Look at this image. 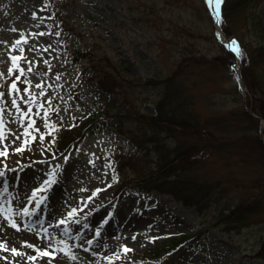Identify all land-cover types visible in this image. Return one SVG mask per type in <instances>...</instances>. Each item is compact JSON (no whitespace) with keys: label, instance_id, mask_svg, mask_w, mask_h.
<instances>
[{"label":"rangeland","instance_id":"1","mask_svg":"<svg viewBox=\"0 0 264 264\" xmlns=\"http://www.w3.org/2000/svg\"><path fill=\"white\" fill-rule=\"evenodd\" d=\"M201 1L0 0V72L9 75V52H19V48L9 45L19 36H26L27 42L22 41L20 45L23 55L37 63L33 66L21 59V67H32V71H25L17 85L21 90L27 86L31 92L39 93L41 89L35 85L44 82L45 96H51V107L59 110L52 111L49 119L62 125L63 137L68 143L78 139L74 133L79 135L82 131L79 124L83 127L86 119L121 113L129 104L149 116L154 111L158 88L147 80L158 79L173 69L180 50H188L192 43V50L196 47L201 56L219 53L211 40L212 23L203 12ZM33 12L37 14L35 17ZM253 13L264 28V0H260ZM243 20L238 34L245 39L247 48L253 49L257 42L249 32L253 28H247ZM41 32L44 34L39 35ZM37 45V50H30ZM47 45L51 47L44 52ZM66 50L82 56L71 64ZM44 59L48 65L40 62ZM110 62L117 67L114 74L121 79L120 87L111 93L103 91L104 94L92 90L100 67ZM18 74L14 69L11 78ZM25 80L32 83L25 85ZM8 83L0 80V91L6 97L0 102V109H3L6 128L11 130L0 143V149L4 144L8 146L7 156H0V171L4 172L0 177V245H3L0 264H109L104 257L114 252L120 258L113 259L111 264H264L259 250L260 244H264V199L259 211L249 214L245 224L233 230H228L226 222L214 225L212 205L216 196L210 200V210L203 213L155 190L114 199L112 195L121 177L112 172L108 155L135 152L124 136L96 127L93 133L85 132L73 150L69 149L70 153L57 157L48 148L49 133L42 116L35 115L41 110L33 106L27 115L35 121V127L45 132L44 141L39 139L38 132H33L36 138L21 152L11 151L21 143L17 136L29 138L23 137L27 120L21 123L20 113L11 105ZM213 92L211 102L218 116L242 108V96L231 80L224 78ZM247 94L250 93L247 91ZM22 97L27 98L28 93L21 91L15 96L21 109L26 110ZM39 99L43 102L42 97ZM249 163L236 154L223 159L208 157L197 173L210 179L246 182L247 188L236 183L230 185L231 190L226 189L237 203L253 193L252 180L261 179L264 183L262 164L251 162V166ZM53 171L57 182L44 194L45 198H41L40 192L33 196L32 189L39 188ZM128 172L131 176L130 169ZM96 189L100 191L88 200ZM71 207H76L77 213L70 218L67 212ZM22 208H28L27 215ZM4 213L10 214L18 229L8 223ZM61 218L67 224L57 223ZM97 227L101 228L100 236L95 234ZM182 234L192 239L180 242ZM133 235L135 239L131 238ZM88 240L93 243L88 244ZM31 244L40 248L51 244L49 251L55 255L29 260L28 255H37ZM65 245L75 254V260L62 251ZM122 245H128L132 251L125 254ZM11 248L19 251L12 252Z\"/></svg>","mask_w":264,"mask_h":264},{"label":"trees","instance_id":"2","mask_svg":"<svg viewBox=\"0 0 264 264\" xmlns=\"http://www.w3.org/2000/svg\"><path fill=\"white\" fill-rule=\"evenodd\" d=\"M259 2L260 0H225L220 20L229 39L236 38L240 48L241 75L250 93L247 103L251 111L264 119V28L253 13ZM242 19L247 23V28H253L249 30L257 40L253 49L247 48L245 39L238 34ZM210 37L218 48L217 55L201 56L196 47L193 46L192 50L191 43L188 50H180L173 61V69L166 75L147 80L149 84L154 86L155 83L159 88L158 97L154 100L153 115L146 116L129 104L123 112L107 114L96 121L91 118L85 126H102L126 135L134 143L136 154L128 158L120 155L116 162L121 165L122 170L130 169L136 174L142 184L140 189L162 188L184 205L202 208L207 207V200L216 196L215 200L219 204L215 208V212H218L216 220L220 219L227 224H243L249 214H256L261 208L260 202L264 199L263 181L252 180L253 193L245 201L235 204L231 197L221 196L225 186L230 185L232 180L212 182L197 173L208 157L222 159L226 153L235 154L236 151L242 160H248L252 166L249 151L244 150L245 148L254 150L264 167L259 120L241 107L224 116H216L217 113L214 112L211 96L215 85L226 78L233 82L236 91L237 87L233 76L234 57L225 47L219 46L212 29ZM74 54L76 59L72 58L73 61L82 56ZM116 70L113 63H103L99 76L92 85L94 90L111 93L120 87L121 79L114 74ZM226 128L237 132L234 136H229ZM262 132L264 136V128ZM67 143L62 136L60 143L56 142L59 147H56V152L60 153ZM149 152L154 153V160L149 157ZM134 179L127 180L125 185L135 188ZM239 186L248 187L246 182H240ZM260 254L264 257L263 243Z\"/></svg>","mask_w":264,"mask_h":264},{"label":"snow or ice","instance_id":"3","mask_svg":"<svg viewBox=\"0 0 264 264\" xmlns=\"http://www.w3.org/2000/svg\"><path fill=\"white\" fill-rule=\"evenodd\" d=\"M215 3V12L214 15L217 19V21L220 18V5L222 3V0H209V3ZM33 17H35L37 14L35 12L32 13ZM44 33L41 32L39 33V35H43ZM56 35H59V32L55 33ZM27 42V37L24 35L19 36L15 43L12 45H9L10 48H19V52L18 54H13L11 52H9V56L11 59V65L9 66V68L7 69L8 71V76H5L3 72H0V80H8V87H7V91L10 94L11 98V105L14 107L15 111L17 113H20V121L21 123L24 122V120H27V126H25L23 128V137H27L29 139H22L20 136H17L16 139H20L21 143L15 147L12 148L11 151L13 152H21L25 146L27 144L30 143L31 139H35V135L33 134V132H38L39 133V139L41 141H44L45 138V132L40 131V129L38 127H35V121L32 119L31 116H28L27 113H31L33 111V106H35L37 109L41 110V111H37L35 113V115L37 116H42V121H43V125L44 128L47 129L48 133L53 134L52 135V139L50 142L54 143L55 142V133L59 130L60 127H62V125H58V124H54L50 119V113L52 111H59L58 109H54L51 107V101H52V97L51 96H45V90L43 88V81L37 82V84L35 85L37 88H40L41 90L39 91V93H34L31 92L29 87L25 86L22 90L19 88V86L17 85V81L21 80V75L25 72V71H32V67H28L27 69H25L24 67H21L20 65V61L21 59H24L26 63H30L31 65H35V63H37V61H28V59L26 57H24L23 53H24V49L22 47H20L21 42ZM5 43H7L5 41ZM228 48H230L232 51H234L236 53V55H240V48L237 44V41L235 39H232L231 42L227 45ZM51 47V45H47L44 48V52L47 51V48ZM39 48V46H35L34 48L30 49L31 51H35ZM41 55H43V52H41ZM42 63H44L45 65H48V60L44 59L42 61H40ZM233 67H235V65H233ZM16 69L18 70V72L20 74L15 75L14 78H11L13 70ZM49 70H50V66H49ZM43 75H47V73H44ZM57 79H59V74H57ZM25 85H29L32 82L29 80H25L24 81ZM0 87H2V85H0ZM21 91H23L24 93H28V97L27 98H23L24 99V103L25 105H27L26 110L21 109V107L19 106V104L17 103V99L15 98L16 94L20 93ZM43 98V102H41V100L39 98ZM4 99H6L5 97V93L4 91H0V102H2ZM60 119H63V116L60 117ZM69 127H71L72 125H68ZM32 130V131H30ZM11 131L10 129L6 128V124H5V120L3 117V109H0V143H2L5 139H6V132ZM8 153V146L7 144H4V147L2 149H0V156H7ZM65 160H67V157H64ZM89 163H92V161L90 160ZM5 167H7L5 165ZM59 167V165L57 166ZM4 176V172L0 171V177ZM113 179H116L115 176H113ZM57 182V177H56V173L53 172H49L48 173V179H45L43 181V183L40 185L39 188H33L32 189V195L35 196L37 194V192H40L42 194L41 198H45L44 194L47 193V191L51 188V186L53 184H55ZM100 189H96L95 191L92 192V194L90 196L87 197L88 200H91L93 196L96 195L97 192H99ZM21 211L27 215L29 210L28 208H22ZM77 213V208L76 207H71L70 210L67 212V216L68 217H74L75 214ZM8 223L11 224L13 227H16L17 229L19 228V225L16 223L15 220H13L10 216V214L8 213H4ZM109 216L112 215V213L110 212L108 214ZM67 220L61 218L59 221H57V223L60 224H67ZM102 223H106V221H102ZM95 234L96 236H100L101 235V228L97 227L95 229ZM132 239H135V235H133L131 237ZM147 239L151 240L153 239V237H147ZM27 243V242H25ZM60 244H63V241L59 242ZM88 244H92L93 241L92 240H88L87 241ZM3 245H0V247H2ZM30 247H32L33 249H35V252L37 255H28V259L35 261L37 259V256H44L47 255L50 258L52 256L55 255L54 252H50L49 248L52 247V245L50 244L47 248H40L35 244H31ZM122 251L127 254L128 252L132 251V249L128 246V245H122L121 246ZM7 250V249H6ZM12 252H18L19 250L16 248H11L10 249ZM62 251L65 252V254L72 260L76 259V256L74 253L71 252V250L67 247V245H65L62 249ZM23 255V253H21ZM119 255L117 253H112L111 256H105L104 259L106 261H109V264H111V261L113 259H119ZM5 259H7V257H5Z\"/></svg>","mask_w":264,"mask_h":264}]
</instances>
